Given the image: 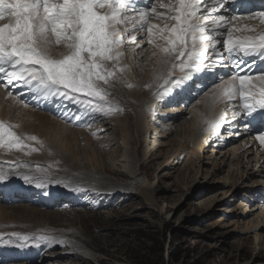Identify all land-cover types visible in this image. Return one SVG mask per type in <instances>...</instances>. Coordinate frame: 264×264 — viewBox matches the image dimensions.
I'll use <instances>...</instances> for the list:
<instances>
[{"label":"rangeland","instance_id":"374dc122","mask_svg":"<svg viewBox=\"0 0 264 264\" xmlns=\"http://www.w3.org/2000/svg\"><path fill=\"white\" fill-rule=\"evenodd\" d=\"M137 31L135 30L136 35ZM160 43L165 42L160 41ZM55 49H60L59 54L68 52L63 43L56 45ZM146 49L153 54L156 46L150 44ZM50 52L52 54L54 51L51 49ZM153 57L145 60L148 63L146 66L154 68L157 65L158 61ZM214 58H216L215 55L209 56L207 64L215 62ZM242 63V58H237L232 66L225 63L228 67L217 68L215 72H212L209 66L204 68L203 73L221 74L223 76L219 82L221 84L226 81L224 79L245 74L241 72ZM227 69L231 74L226 72ZM136 76V79L140 80L145 75L139 70ZM214 85L216 86L217 83ZM140 91H142L141 94L137 92L134 95L137 98H145L147 94L145 90ZM34 95L39 96L38 93ZM171 97L161 96L160 102L159 98L156 100L157 104L155 101L153 107L155 112L149 117V131L144 144L137 139L132 145L124 144L120 147V151L117 150L115 147L121 145L123 139L120 128L116 124L111 125L113 129L115 128L114 135L113 129L103 134H107L105 137H108V133H111L112 137L106 140L102 138L98 145L90 141V147L99 154L103 153L102 157L107 158L111 177L106 180L108 181L106 184L96 186L98 188H92L93 190L86 188L88 186L85 184V187L83 184L79 185L92 192V200L90 199L87 205L83 204L80 207L67 205L59 209H50L55 213L63 211V218L60 219L62 222L48 223L45 220L51 228V231L47 232L48 235L55 237L63 233L65 236L48 240L45 233L43 237L46 244L42 241L36 246L34 242L27 245L17 243L27 249L26 251L34 258V261L37 259L35 263L29 261L30 264L42 261L39 260V255H42L39 252L40 249H50L55 253L50 261L44 260L47 264H74V257L70 255L84 252L85 249L95 258H97L96 255L104 257L105 262L102 263L95 259L91 260L89 257L91 264H264V225H260L262 219L264 220V177L260 174L262 163L257 165L256 162L258 152L253 148H247L250 143L253 144V141L240 137L226 145L231 141L230 138L225 141L223 147H216L214 151L212 140L208 142L209 144L207 143L205 150L193 147L196 144L190 143L194 135L181 126V122L189 119L191 113H183L179 116L180 112L177 111L184 109L183 107L164 106ZM199 100L184 110L190 111V107L196 105ZM123 115L126 124L131 126L132 122L135 123L132 128L133 135L137 134L139 116L132 114L131 108L124 110ZM70 116L67 117L72 120L75 114ZM175 117L178 118L174 120ZM102 119L104 120L105 117ZM32 121L28 120L24 124L28 126ZM102 121H99V125ZM157 121H161L164 126L162 127V124ZM36 123L38 124V121ZM155 127H159L160 136L155 134ZM187 137L192 138L191 142L187 141ZM80 140L82 141L76 149L89 151V143L83 137ZM93 140L96 142V138ZM110 142L112 148L104 151ZM233 146L238 148L236 152L231 150ZM146 148L149 149L148 155L145 153ZM111 150L114 155L115 153L119 155V159H115L110 154ZM139 151L141 153L135 163H126V160L129 161L127 157ZM104 152L110 155L107 157ZM74 188L78 189V187ZM0 196L3 197L2 194ZM0 200L4 201V198ZM9 200L14 203L11 199ZM19 203L12 205L6 203V205L23 204V202ZM47 209L43 208V210ZM78 211L87 213L83 222L74 214ZM76 232L93 244L87 247L83 242L75 241V238L67 239V235L70 236ZM13 237L17 238L15 235ZM30 244L32 245L28 248ZM73 245L77 247L72 251L67 250ZM23 247V258L26 259ZM79 247H85V249L79 251ZM58 250L64 251L57 253ZM85 256L87 258L83 259H88V256Z\"/></svg>","mask_w":264,"mask_h":264},{"label":"snow or ice","instance_id":"6c2138e0","mask_svg":"<svg viewBox=\"0 0 264 264\" xmlns=\"http://www.w3.org/2000/svg\"><path fill=\"white\" fill-rule=\"evenodd\" d=\"M230 2L215 0V7L202 9L198 0H176L173 5H160L169 15L152 8L129 20L121 15L129 7V0H0V20L8 17L12 21L0 25V79L5 80V87H25L33 93L71 101L89 114L113 116L121 106L109 99L107 86L117 70H125L117 69L124 39L116 24L130 22L133 30L143 29L148 42L164 54L162 64L179 61L166 68L167 74L170 76L178 68L185 76L176 79H188L193 70L199 71L209 50L220 55L216 52V36L224 32L217 29L228 24L223 16L209 20L203 13H215ZM152 16L175 23L159 29V25L151 23ZM233 30L234 26L225 27L227 36L223 41L230 54L240 50L245 55L264 56V33L234 38ZM50 35L55 36L54 41L49 40ZM129 39L137 38L132 35ZM53 43H63L68 52L53 56L49 47ZM258 71V75L233 76L218 95L228 101L236 97L243 101L241 110L234 115L247 118L246 124L256 128L260 133L256 139L264 144V69ZM13 127L0 120V148L38 151L25 144V139L38 141L36 136L22 138Z\"/></svg>","mask_w":264,"mask_h":264},{"label":"bare ground","instance_id":"6f19581e","mask_svg":"<svg viewBox=\"0 0 264 264\" xmlns=\"http://www.w3.org/2000/svg\"><path fill=\"white\" fill-rule=\"evenodd\" d=\"M129 4H133V3L129 2ZM121 15L130 20V18L138 17L140 14L136 11V6L130 5L129 10L122 12ZM3 20H0V25L12 22L10 20V18H8V17H5L4 22H3ZM128 25H131V23L128 22ZM231 25H233V24H231ZM252 27H254L256 30H250ZM245 28H247V29H245ZM257 31H264V25H257L256 23H251L250 25H248V23H246V24L234 25V30L232 31V35L237 36V37H243V36H247L249 34L258 33ZM127 35L128 36L129 35H131V36L136 35L135 30L130 31ZM122 38L125 40V38H127V36L124 38V35H122ZM49 40L54 41L55 36L50 35ZM162 45L166 46L165 43ZM49 47H50V51H51V49H52L51 47L56 48V45L53 43V44H50ZM140 53H141V50H138L137 56L132 57V58H130V57L127 58L125 56V59H123L121 56L119 65L117 66V69L124 68L125 70L123 72H120L119 70H117L116 77L111 79L110 85L107 86V90L110 93L109 99L117 101L119 103V105L121 106V110L118 111L113 116L105 117V119H104L105 121L103 120L102 122H100V125L96 124V126H94L92 128L86 129L85 127H83L80 124H68V120H62L61 118H59L57 113L62 112L61 108L64 107V104H62V103H59V107L57 108V110L52 109V112L58 116V117H54L52 115L53 113H51V111H48L45 109H43L41 111H34L27 104H25V102H23V101H22L20 107H18L20 109V111H17V109H15L13 107H9V108L4 107L3 104L5 102H7V103H10V102H8L6 99L1 97L0 98V120H7L12 125H14L15 126L14 129L17 131L16 134L18 136H21L22 138L27 137V136H36L38 138V141H28L25 139V144L30 145L31 148L38 149V151H30V148H25L24 150L12 151L10 154V153H4L5 149H0V158L7 159L6 161H8L10 159L21 160L24 163V165H22V167L24 168L23 172L26 175H29L31 183H33V178L43 177V179L52 180L55 183L60 184V182H63L62 185L64 187L67 186V183H69L70 184L69 189H73L74 187L85 189L84 188L85 185L88 186L86 188L92 189V188H98L96 186L100 187V186H103L104 184H106L108 182V181L106 182V180L111 177L110 176V174H111L110 173V171H111L110 166L107 164V158L105 159L104 157H102L103 153L99 154V153H97V151H95V149L93 147H90L91 146L90 141H92V144L95 143L96 145H98V143L101 142L102 138L106 140V138L112 137L115 133V128L113 129V126H111V125L116 124L120 128V132H121L120 134H121L122 139H123V141L121 142V145H118L115 147L117 150L120 151V147L123 146L124 144H131L132 145V143L136 142L137 139L139 140V142L141 144L143 142H145V140L147 139L148 131H149L148 120H149V117L152 116L153 113L155 112V108H153V107L155 105V101L160 96L159 85L161 84L162 81L166 82V83L172 82L169 78V75L167 74L166 68H171L174 60L171 63H169L168 65L162 64V59L164 58V54L161 52V49H159L157 47H156L155 55L151 54V52L149 51L144 55V56L147 55L146 58H143L144 56L139 58ZM52 54H53V56H59L60 55L59 52H56V54H54V52H53ZM219 54H220L219 57L221 56V58H218V60L220 61L221 64L222 63L225 64L223 61H224V56L226 54L224 56H222V52H219ZM212 55H215V54L214 53L210 54L208 52V57L212 56ZM149 57H153L154 60L158 61L157 65L154 66V68L151 66H146V64H148V63L145 60H147V58H149ZM214 59H216V58H214ZM213 61H215V60H213ZM214 63L215 62H209V65H208L207 60L205 62L203 60L202 66L200 67L199 71H196V72L203 73V71H205L204 68H207L209 66H210V68H212V72H215L214 70L219 68V67H216L214 65ZM130 67H131V69H130ZM226 67H228V66L226 65ZM221 68H223V67H221ZM134 70L136 72H134ZM139 70L142 71L145 76L142 79L137 80L136 74H139ZM227 71H228V69L226 70V72ZM173 72L174 71L172 70V73ZM216 72H217V70H216ZM228 73L231 74L230 71H228ZM178 75H181V74L179 73ZM234 75H236V74H234ZM161 76H163V78H161ZM212 76H214V75L213 74L209 75L206 73L207 78L211 79ZM120 77H121L122 81H121ZM195 79H198V77L193 78V79H191L190 82H186L182 85L177 84L175 87H172V89L168 92V94H165L162 96L169 98L175 94L176 95L182 94V92L186 89L188 83H190V85H192L191 88H194L196 86L195 82H194ZM224 80H226V81H223L221 84H219L218 89L215 88V90H218L217 100H216L217 102L215 105L213 103L214 97L206 94L200 98L199 102L196 105H193L192 107H190V109H191L190 111L187 112L186 110H184V109H188L187 107L184 109H180V111H177V112H180L179 116L183 113L184 114L185 113L186 114L191 113L190 114L191 116L189 119H184V121L181 122L182 123L181 126H183V128H185V130H188L191 134L194 135V137H193L194 140L192 138H190V139H192V143H190V144H192V145L196 144V146L194 145L193 147H197L199 149L202 148L205 150L207 143L212 140L211 142L214 141V143L212 145L214 147L213 148V151H214V150H216V147L217 148L223 147L225 144V141L228 140V138L224 137L223 135H219V137H216V135H217L216 129H217V131H220V128H222L223 130H226L225 127H229L230 123L236 122L233 114L226 116L228 109H231V106L233 105V100L228 101L222 95H218L221 92V89L223 88V86L228 84L231 81V78L224 79ZM131 82L136 84V86L133 85ZM129 85H131V87H129ZM191 88L190 89L188 88V89L191 90ZM141 89L142 90L144 89L145 93H147L145 98H137L134 95L137 92H140V94H141L142 93V91H140ZM156 89L158 92V96H157ZM38 95L41 96L42 94L38 93ZM39 96L35 95V98L39 99L40 98ZM66 101H68V100H66ZM168 101H169V99L166 102H168ZM10 105H12V103H10ZM129 108L132 109V114H136L137 116H139V118L137 120L138 131L136 132L137 134H135V135H133V129H132L135 123L132 122V125L130 126L129 124L125 123L126 119L124 117H122V116H124L123 115L124 110H128ZM53 110H56V111H53ZM215 110H216L217 114L214 113ZM11 112H13V114H11ZM70 112L71 111H67V110L63 111V113H65L66 116L71 115L70 117H72V114H74V113H72V112L70 113ZM211 112H212V114H210ZM235 112H236V110H235ZM221 116H223V119H221ZM26 117H28V118H26ZM100 117H102V116H100ZM207 117L209 118L208 121H207ZM127 118H128V116H127ZM177 118L178 117H175L174 120H176ZM124 119H125V121H124ZM28 120H33V121L31 122L30 125L27 126L26 124H24V122H26ZM108 120H109V122H107ZM36 121H38V124L36 123ZM157 122H160L162 124L161 121H157ZM209 125H212V128H213L212 130H211ZM163 126L164 125L162 124V127ZM204 127H206V129H204ZM239 127H240V130L238 128H236V131H240L241 137L249 139L250 142L253 141V143H254V139L252 137H256L260 134L256 130V128L249 129L248 130L250 133L249 134L248 131H241V129H243V127L241 125H239ZM112 129H113V135L111 133H108L109 134L108 137H105L107 134L103 135V134H105V132L107 133V132L111 131ZM91 130L93 132V136L91 135ZM140 134H141V136H140ZM155 134H157L158 136L161 135V131H159V127H155ZM224 134H227V132H224ZM211 135L214 136L213 137L214 139H212ZM80 136H82L83 139L86 140L87 143H89V147H90L89 151H87V150L81 151L80 149L79 150L76 149V146H79L81 141H82V140H80V138L82 139V137H80ZM235 137L238 138V136H235ZM93 138H96V142H94ZM186 139H187V141L189 140L191 142L189 137H187ZM230 140H233V139L231 138ZM178 141H180V140L178 139ZM243 141H241V142H243ZM185 143H187V142L185 141ZM261 145H262V149H259L257 151L258 153L256 155L257 156L256 162H257V165H260V163H262L261 164L262 170H260V172H261L260 174H262V176L264 177V149H263L264 144H261ZM178 146H180V145H178ZM178 146H177V148H178ZM111 148H112V144L110 142L107 145V147H105L106 150H104V151H107ZM179 148H181V146ZM237 149L238 148L236 146H233L231 148V150H233L234 152H236ZM112 150L110 151V154H112L115 159H119V155H116V153H115V155H116V157H115L114 152H112ZM119 151H118V153H119ZM106 153L104 152L105 156L107 155ZM140 153L141 152L139 151V152H136V153L130 155L129 157H127L129 161L126 160V163H128V164L135 163L137 158H138V155ZM145 153H146V155H148L149 149L147 150V148H146ZM110 154L108 153V155H110ZM108 155H107V157H108ZM13 167L14 166H12V169H13ZM129 171H130V169H129ZM15 172H16V175L18 173H20V171H16V170H15ZM128 172H126V173L124 172V174H129ZM131 174H133V173H131ZM56 179H58V180H56ZM119 183H121V182H119ZM82 184L84 187H79V185H82ZM5 194H6V192L3 193V195H5ZM4 202L5 201L0 200V232H4V233L8 234V236L10 238H4L6 241H11L13 239L12 237L15 235L17 237V238H15V240L17 242L25 244V245H27L30 242H34L35 246H36V244L40 245L41 241L44 242V244L47 243L45 240V237H43L44 236L43 234H45V233H46V236L48 237V240H49V238L58 239V238H61V236H65V235H63V233H60V235L55 236V237L49 236L48 235L49 233H47V232L51 228H50V225H47L45 222V220H47L48 223L49 222L51 223L54 221L55 222L60 221V219L63 218V211L62 212L57 211L55 213V212L51 211L50 209L43 210V208L41 209L39 207L32 206V205H29L28 203H24V202L22 205H19V206L6 205V203H4ZM74 214H76L78 216V218L81 219V222H83L87 216L86 215L87 213H84L83 211H78L77 213H74ZM60 222H62V221H60ZM59 224H61V223H59ZM261 224L264 225L263 219H262V222L260 223V225ZM25 236L28 237L27 240H24ZM67 236H68L67 239L68 238H75V241H78V242L81 241L87 247H89L93 244V242L91 244L87 240H85L84 237L82 236V234H80L79 232H76L73 235H70L72 237H70L69 235H67ZM19 238H23V239H19ZM58 242H57V244H58ZM65 242H66V240H65ZM32 244L28 245L27 247L30 248ZM77 245H75V246L73 245V247L70 246L69 248H67V250L72 251V249H75V247H77ZM47 247H48V245H47ZM97 248L100 249V247H98V246H97ZM83 249H85V247H79V251L83 250ZM26 250H25V252L27 254L28 251H26ZM46 251H49V252H46ZM62 251H64V250H62ZM62 251L58 250L57 253H59V252L61 253ZM39 252H40V254L42 253V255H39V258H40L39 260H42V261L37 262V264H47L44 260L50 261V259L54 258V256H55V253L52 252V250H50V249L49 250L40 249ZM13 253L17 256H22V254L20 252L13 251ZM85 255L88 256V259H86V260L83 259V258H87ZM59 256L62 257V255H60V254H59ZM70 256L74 257V260H75L74 264H85V263L91 264V260H93V259H95V261H98L99 263L105 262L104 257H100V256L96 255L97 258H95V256L93 257V255L87 249H85L84 252L81 251L80 253H76V254L70 255ZM89 257L91 260H89ZM35 261H37V259H35ZM0 264H2V263L0 262ZM11 264H26V262L24 263V262L17 261V262L11 263Z\"/></svg>","mask_w":264,"mask_h":264}]
</instances>
